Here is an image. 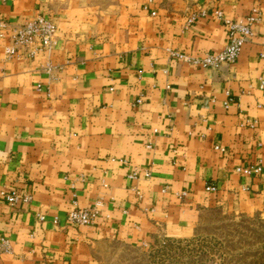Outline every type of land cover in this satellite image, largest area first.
I'll return each mask as SVG.
<instances>
[{
    "label": "crops",
    "instance_id": "crops-1",
    "mask_svg": "<svg viewBox=\"0 0 264 264\" xmlns=\"http://www.w3.org/2000/svg\"><path fill=\"white\" fill-rule=\"evenodd\" d=\"M121 3L97 15L84 0H0V192L21 195L0 194V264H92L104 239L192 234L206 211L264 206V171H236L264 166V0ZM216 8L263 13L237 61L176 58L225 47ZM39 12L57 24L52 47L8 58L13 27ZM73 200L101 201L92 224L69 221Z\"/></svg>",
    "mask_w": 264,
    "mask_h": 264
},
{
    "label": "rangeland",
    "instance_id": "rangeland-1",
    "mask_svg": "<svg viewBox=\"0 0 264 264\" xmlns=\"http://www.w3.org/2000/svg\"><path fill=\"white\" fill-rule=\"evenodd\" d=\"M84 1L85 7L97 15L123 8L121 0ZM199 1L157 3L172 9L194 7ZM92 264H264V206L250 212L223 208L206 211L192 234L167 235L160 231L141 244L104 239L94 249Z\"/></svg>",
    "mask_w": 264,
    "mask_h": 264
},
{
    "label": "built area",
    "instance_id": "built-area-1",
    "mask_svg": "<svg viewBox=\"0 0 264 264\" xmlns=\"http://www.w3.org/2000/svg\"><path fill=\"white\" fill-rule=\"evenodd\" d=\"M216 19L221 21L227 27V41L225 47L216 52H207L202 56H190L184 53H173V55L183 61L193 63L203 67L219 68L224 63H234L239 58L242 49L247 41L254 35V27L263 20V13L258 8L240 18H233L226 14L223 9L216 8L214 11ZM156 14L155 11L152 12ZM4 25V23L2 24ZM57 24L54 19L44 13H37L33 17L25 19L20 24L13 27L10 35V44L5 47V54L8 58L18 56L22 53L26 57H34L43 50L52 47L57 33ZM264 57V53H261ZM50 68V67H49ZM260 87L264 88V76L259 79ZM228 104V103H226ZM215 149L226 151V147L216 145ZM236 171L245 175L261 174L264 166L261 161L246 163L236 167ZM137 172L133 176H137ZM147 175H150L147 172ZM206 189L210 192H216V184H208ZM1 196L12 205H16L21 195L16 191L8 192L1 190ZM186 195V193H183ZM22 198L25 201L32 199V194L26 192ZM101 201H97L90 207L78 206L77 201H72L71 209L68 212V219L72 224L90 225L100 213ZM41 220L45 219L44 215L40 216ZM0 251L11 252L12 246L7 237H2L0 241Z\"/></svg>",
    "mask_w": 264,
    "mask_h": 264
}]
</instances>
